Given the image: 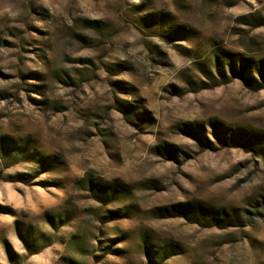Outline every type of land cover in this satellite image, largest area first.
I'll return each instance as SVG.
<instances>
[{
  "label": "rangeland",
  "instance_id": "374dc122",
  "mask_svg": "<svg viewBox=\"0 0 264 264\" xmlns=\"http://www.w3.org/2000/svg\"><path fill=\"white\" fill-rule=\"evenodd\" d=\"M262 63L264 0H0V264H264Z\"/></svg>",
  "mask_w": 264,
  "mask_h": 264
},
{
  "label": "trees",
  "instance_id": "16d2710c",
  "mask_svg": "<svg viewBox=\"0 0 264 264\" xmlns=\"http://www.w3.org/2000/svg\"><path fill=\"white\" fill-rule=\"evenodd\" d=\"M231 71L233 72L234 69L232 68ZM256 72H257V75L264 81L263 63L259 66V68H257ZM221 75L223 77L226 74L221 73ZM200 142L202 143V140H200ZM83 182H85L88 185V191L92 192V194L94 195V199L97 200L102 206H107L109 203L115 202L117 196L123 197V199L126 200L131 196V193H132L128 185L122 184L118 181H113L109 184H97L95 186H90L91 181L88 179H85ZM155 211H158L159 215L161 216L163 213H168L170 210L166 208H162V209H158Z\"/></svg>",
  "mask_w": 264,
  "mask_h": 264
}]
</instances>
